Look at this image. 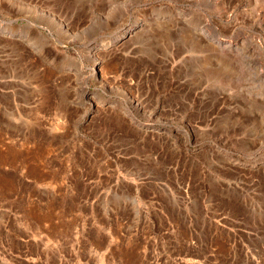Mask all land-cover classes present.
Returning <instances> with one entry per match:
<instances>
[{
  "label": "rangeland",
  "instance_id": "374dc122",
  "mask_svg": "<svg viewBox=\"0 0 264 264\" xmlns=\"http://www.w3.org/2000/svg\"><path fill=\"white\" fill-rule=\"evenodd\" d=\"M0 264H264V0H0Z\"/></svg>",
  "mask_w": 264,
  "mask_h": 264
},
{
  "label": "crops",
  "instance_id": "0c3cea01",
  "mask_svg": "<svg viewBox=\"0 0 264 264\" xmlns=\"http://www.w3.org/2000/svg\"><path fill=\"white\" fill-rule=\"evenodd\" d=\"M162 204H160V205H158L159 207H157L156 208V210H158L159 212L160 211H164V208L163 207H160ZM141 210V212L143 211V212H145V214L142 212V213H139L137 216L139 217H142L143 219L144 218H146V215L147 214H149L150 213V208H146V210L145 209H140ZM179 215L178 216H181L182 218H183V220H181L183 223H180V220L179 221H177L178 222V224L177 223H175V225L174 224H171V228L173 229H170V231H171V233L169 232L168 233V235H169V237L170 238H172L173 240H178V234H175L174 233V229L177 227V225H178V227H179V223L180 224H185L186 226H187V228H189V221H185V219L187 218H189V216H190V214L188 213V211H183L182 210V212H180V213H178ZM172 220H174V218H172ZM181 239V242L182 243H184V245H187V247H188V252H190V242H191V239H190V234H188L187 236H183V237H180ZM142 249H145V247L144 246H142ZM184 256H187V255H184Z\"/></svg>",
  "mask_w": 264,
  "mask_h": 264
},
{
  "label": "bare ground",
  "instance_id": "6f19581e",
  "mask_svg": "<svg viewBox=\"0 0 264 264\" xmlns=\"http://www.w3.org/2000/svg\"><path fill=\"white\" fill-rule=\"evenodd\" d=\"M136 22L133 21L132 23L135 24ZM129 29L130 28L126 29L125 31H128ZM123 33H124V31H123V28H122L121 31H120V33H117L115 35H114V33L111 34V36L109 37V39L107 38V40H105V43H107L106 46H108L109 44H111V42L116 41L118 39V37H120V35H123ZM94 48H92V49H94Z\"/></svg>",
  "mask_w": 264,
  "mask_h": 264
},
{
  "label": "water",
  "instance_id": "95a60500",
  "mask_svg": "<svg viewBox=\"0 0 264 264\" xmlns=\"http://www.w3.org/2000/svg\"><path fill=\"white\" fill-rule=\"evenodd\" d=\"M12 21V20H11Z\"/></svg>",
  "mask_w": 264,
  "mask_h": 264
}]
</instances>
